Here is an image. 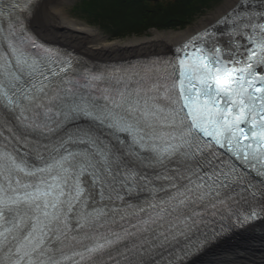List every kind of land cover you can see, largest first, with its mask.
Segmentation results:
<instances>
[{"label": "snow or ice", "instance_id": "6c2138e0", "mask_svg": "<svg viewBox=\"0 0 264 264\" xmlns=\"http://www.w3.org/2000/svg\"><path fill=\"white\" fill-rule=\"evenodd\" d=\"M40 8L0 0V264L264 243V0H232L171 55L102 63L39 40Z\"/></svg>", "mask_w": 264, "mask_h": 264}, {"label": "bare ground", "instance_id": "6f19581e", "mask_svg": "<svg viewBox=\"0 0 264 264\" xmlns=\"http://www.w3.org/2000/svg\"><path fill=\"white\" fill-rule=\"evenodd\" d=\"M41 8L37 19L32 24L35 31L49 42H61L75 48L87 59L96 62L115 61L142 57L150 54H165L184 42L195 30L202 28L209 20L215 19L232 0H229L220 10L213 12L210 18H202L195 25L181 32L153 31V37L144 41L111 43L104 45L98 34L86 32L66 21L64 5L66 0H41ZM255 235H262L261 228H256ZM230 244L214 247V251L201 257L195 264H264V243L259 238L249 245L236 247L239 237L235 236ZM224 246V247H223Z\"/></svg>", "mask_w": 264, "mask_h": 264}, {"label": "trees", "instance_id": "16d2710c", "mask_svg": "<svg viewBox=\"0 0 264 264\" xmlns=\"http://www.w3.org/2000/svg\"><path fill=\"white\" fill-rule=\"evenodd\" d=\"M221 0H79L74 9L113 39L185 26Z\"/></svg>", "mask_w": 264, "mask_h": 264}, {"label": "rangeland", "instance_id": "374dc122", "mask_svg": "<svg viewBox=\"0 0 264 264\" xmlns=\"http://www.w3.org/2000/svg\"><path fill=\"white\" fill-rule=\"evenodd\" d=\"M228 1L229 0H221L218 4L212 5L211 8L207 9L202 15L191 20L185 26L183 25V26H179L177 28L171 29V30H164V32H170V31L171 32H181V31L187 30L188 28L192 26L195 27V25L199 22L200 19L204 17L210 18L211 17L210 15L213 12L220 10ZM77 2L78 0H66V4L64 5V13H65L64 17L66 21L76 27L84 29L86 32L98 34L101 37L100 42L104 45H109L111 43H118V42L125 44L126 42H131V41H144L148 37H153L152 33L153 31H156V30H150L146 32L144 35L139 36V37L138 36L134 37L136 35H132L129 37H125L124 39L114 40L109 34H106L103 30H101L92 20H90L89 18H86L83 14H81L79 10L77 9L73 10ZM38 35L42 38L40 34ZM60 44H63V43H60Z\"/></svg>", "mask_w": 264, "mask_h": 264}]
</instances>
